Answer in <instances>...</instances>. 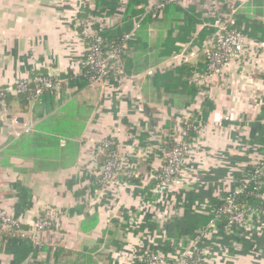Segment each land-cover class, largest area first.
<instances>
[{
  "label": "crops",
  "instance_id": "1",
  "mask_svg": "<svg viewBox=\"0 0 264 264\" xmlns=\"http://www.w3.org/2000/svg\"><path fill=\"white\" fill-rule=\"evenodd\" d=\"M114 1L113 10L103 4L105 33L113 34L106 39L134 35L113 61L104 85L93 90L89 81L81 80L86 45L74 24L78 0H0V87L39 70L53 69L64 78L59 93L37 101L22 103L13 97L0 103L1 205L29 229L48 207L62 212L55 215L52 228L39 234V242L33 241L37 255L30 253L18 264H134L139 246L169 238L179 221L230 191L235 179L262 155L264 76L251 73L261 59L258 63L236 57L222 86L221 82L194 83L191 76L183 85L184 75L174 72L197 63L196 37L214 27L215 14L223 15L230 3L244 9L246 0H182L170 10L169 0ZM253 9L257 17L250 15ZM185 12L195 20L186 39L181 29ZM240 13L249 20L242 23L248 30L249 48L260 52L263 41L249 34V25L258 21L260 31L264 28V0H249L248 9ZM190 42L195 47L191 57L178 59L182 46ZM171 46L177 50L170 54ZM196 71L194 75L208 81ZM187 111L193 117L199 112L203 116L194 142L207 157L198 155V161L187 165L170 185L153 189L149 180L143 185L141 180H123L125 186L137 185L127 186V191L98 187L95 172L101 166L98 150L104 137H113L118 147L148 148L159 143L163 147L173 139L180 120L183 125ZM156 125L162 128L159 142L152 130ZM16 182L29 189L30 205L19 203ZM120 189L121 194H116ZM112 194L117 198L112 196L114 201L108 204L105 197ZM169 202L177 204L175 211L167 210ZM194 235L169 250L164 264H178L175 259ZM217 239L210 247V264H264V224L237 242L225 236ZM14 259L0 234V264H14Z\"/></svg>",
  "mask_w": 264,
  "mask_h": 264
},
{
  "label": "built area",
  "instance_id": "2",
  "mask_svg": "<svg viewBox=\"0 0 264 264\" xmlns=\"http://www.w3.org/2000/svg\"><path fill=\"white\" fill-rule=\"evenodd\" d=\"M172 2H181L182 0H169ZM89 6L90 8L95 7V0H78V8L79 10L84 6ZM230 11L227 13L226 18L221 20L220 25H218V35L215 34L210 37V39L206 42V51L208 53V65L206 73L204 74L205 78H213L219 72V69L222 67L223 63L229 60L234 56V58L243 57L244 53H249V40L250 38L244 37L243 26L239 25L238 28H233L234 25L237 24L236 21V7L235 5H229ZM228 11V9H227ZM93 22V23H92ZM92 23V24H91ZM95 24L99 26L97 28L94 27ZM75 27H79L82 29L81 37L85 41L86 38H90V43L86 46L87 54L84 55L83 67H90L93 70V74L89 78V82H103L109 78L112 71V59L120 56L123 52L124 47L128 43V41L134 35V32L127 33L124 35L123 40L118 43L115 48L107 47L105 48L102 45V37L101 32L105 29L103 23H97V18L89 16L88 18H75ZM248 36V35H247ZM259 44V43H258ZM264 47V42L259 44ZM86 57V58H85ZM244 58V57H243ZM208 75V76H207ZM60 73L53 69L42 73H38L33 77H23L18 79L17 82L9 87L0 89V101L4 102V97L7 96V93H21L25 92L28 94V101H37L41 98L45 91H51L59 93L62 89L63 79H60ZM198 117V116H197ZM193 118V115L189 117L185 116L184 123L182 125V140L185 144L188 142L185 140V136L187 135V128L193 126L196 130L200 124V120H196V124H190V120ZM195 137L192 138V140ZM113 137H104L100 143L98 153L101 155H105L107 157L105 163L102 166L96 167V169L100 170V178L103 179L100 182L99 186H103L104 184V176L111 177L116 181H122L121 178L123 174H126V169L122 167L121 163H119V148L113 149L114 145ZM145 149H138V152H142ZM169 150V159L166 161V166L163 167L161 172L155 176L160 181V185H170L175 182V172H173L175 164L178 163V157L173 156L179 153L182 154V149L179 145L177 147H172ZM183 155V154H182ZM181 155V156H182ZM142 159H146L145 153L141 156ZM181 157H179V160ZM262 160V164L264 166V158L261 155L259 158ZM255 167V166H254ZM252 168L248 171H245L235 180L234 186L230 189V194L227 197L226 204L217 212L215 218H213L208 225L197 232L196 237H194L190 243V245L181 253L178 257V264H201L203 262H208L210 264L211 260V250L208 247H204L199 249V239L200 237L206 238V236L211 235L213 232L218 233L217 227V217L218 214L225 212L229 214V219L225 226L222 228V231L226 234H233L234 231L239 227H245L246 230L254 227L253 223L258 222V220L262 219L255 228L256 231L259 230L264 224V212L251 210L246 207H241L237 204L235 198L238 194L242 193L247 189V185L252 181H256L259 177L260 171L257 168ZM121 168L124 171H121ZM254 171V175H250L246 172ZM132 173L134 177L139 176L138 172L133 171ZM173 173V174H172ZM113 176H117L114 178ZM154 177V176H153ZM118 178H120L118 180ZM150 177L149 179H151ZM101 181V180H100ZM114 182V183H115ZM264 199V195L261 196ZM49 210L46 214L40 215L37 220H35L31 224L30 230H23L20 228L22 222L10 214L0 203V231L1 232H14L16 235L30 237L34 242H39L38 236L42 229H49L53 226L55 220V211L48 207ZM246 225H242V224ZM242 225V226H241ZM244 235H249L250 233L246 231L243 233ZM168 253V252H167ZM163 250H153L151 247H146L144 250H140L139 254L136 255V258L144 264H164L167 260V256ZM192 260V261H190Z\"/></svg>",
  "mask_w": 264,
  "mask_h": 264
},
{
  "label": "trees",
  "instance_id": "3",
  "mask_svg": "<svg viewBox=\"0 0 264 264\" xmlns=\"http://www.w3.org/2000/svg\"><path fill=\"white\" fill-rule=\"evenodd\" d=\"M134 2V0H133ZM106 3V5L111 6V10H113L115 7V1L114 0H95V7L94 8H90L89 6H84L82 7L79 12H78V18H88L89 16L92 17H102V15H104V13L107 14V9H105L106 7L103 6V4ZM167 6V10L172 9L173 7H175L176 9L177 4L175 2L169 1V3L166 5ZM199 14V13H197ZM186 17L184 18V27H181V29H184L182 31V33L184 34V38L186 39V36L188 34H190L193 30L192 25L194 23V18L192 17L193 14H190L189 12H185ZM200 15V14H199ZM236 21L237 24L234 25L233 28H238L239 25H242L243 22L249 23L248 18L239 13L236 15ZM75 24V21H74ZM213 24V22H212ZM99 25L95 24L94 27L97 28ZM262 26L258 23V21H254L253 23H251V25H249V28L251 29V31L249 32L250 35L253 36H257L260 41L264 42V28L261 29L260 28ZM76 30L78 31L79 34H81L82 29L79 27H75ZM217 31V29L215 27H210L209 30H202L200 33H198L197 37H196V44L198 45L199 49L197 51V55H198V59H197V63L196 64H189L187 63L183 68H181L180 70L177 69L174 72L177 73L179 72V75L181 77H184L186 79H184L183 85L188 84L187 78L189 76L193 75V71L197 70L196 72H199L200 74H205L206 70H207V65H208V53L206 51V43L205 41L207 40V36H213L215 34V32ZM259 33V34H258ZM124 33L116 38H113L112 41L111 39L108 41L106 39V37H112L113 34L109 33H105V29L101 32V37H102V45L106 48V46L112 45V48H115L118 43H120L123 38H124ZM181 38V39H184ZM184 39V40H185ZM90 43V38H86L85 39V45L87 46ZM177 50L175 47L171 46L170 48V54L174 51ZM123 53V52H122ZM121 53V54H122ZM87 54V51H85V56ZM120 54V55H121ZM86 58V57H85ZM42 72H47L44 70H39L36 71L34 73H32L29 77H33L35 75H37L38 73H42ZM83 72V77H82V83L86 84L89 81V78L91 77V75L93 74V70L90 67H84L82 69ZM174 72H170V75L173 76ZM84 86V85H82ZM9 86H1L0 89L6 88ZM49 93H54L51 91H45L43 93V95L41 97H43L45 94H49ZM13 97H18L20 98V101L22 103H25L26 101H28V94L25 92H21V93H17V94H13V93H7V96L4 97V102H6L9 99H12ZM1 103V101H0ZM197 120V115L195 117H193L190 121V124L193 123L196 124ZM187 135L185 136V140L189 143H192L193 140L192 138L195 136L196 134V130L193 128V126H190V128H187ZM170 132H172V130H170ZM139 145V144H138ZM176 145V143L174 142V140L168 139L165 144L163 145V147H165L167 150L171 149L172 147H174ZM145 146V145H143ZM113 149L117 148V144L116 141H114V145L112 147ZM262 156L264 158V147L262 149ZM99 165H103L107 159V157L105 155H100L99 156ZM142 163H140L138 165V169L140 168ZM257 168L260 173H259V177L256 179V181H252L251 183H249L247 185V189L245 191H243L242 193L238 194L235 198L237 204L241 207H246L248 209L251 210H257V211H261L264 212V199L261 197L262 195H264V166L262 164V160L259 159L258 162L255 164V167ZM121 171H124L123 168H121ZM126 174L122 175V179L125 181H138L142 180L144 178L145 175H143L144 173L140 172V177L139 178H135L134 175L132 173H134L133 171L128 172L126 171ZM148 172V171H146ZM145 172V173H146ZM248 174H252L254 175V171L251 170L250 172H246ZM158 174V173H157ZM238 177L235 179L237 180ZM147 185H149L150 188H157L160 185V181L155 178L152 177L149 182L147 183ZM13 187L16 189L17 192V197L19 198V203L22 206H27L31 204V193L29 191V189L27 187H25L21 182H16L13 184ZM230 192L226 191L223 194H221L218 198H214L209 200L208 203H206L204 205L203 208L191 213L189 216H187L186 218L182 219L181 221L178 222L177 227L174 229V231L172 232V235L167 238V239H163V238H158L156 240L155 244H150L148 245L149 247H151V249L153 250H163L165 253H167L169 250L173 249L175 246H178L180 244L185 243V238H187L189 235H194V237H196L197 232H199L201 229L205 228L208 223L216 217L217 212L222 209V207L226 204L227 202V197L229 196ZM229 219V214L222 212L220 213V215L218 214L216 223H217V227H218V231L221 235H224L226 238L230 239L233 238L234 235H229L226 234L225 232L222 231V228L225 226V224L227 223ZM53 227V226H52ZM51 227V228H52ZM21 229L23 230H30L28 226L25 225H21L20 226ZM0 234L3 236L5 242H6V250L7 252H9L10 254L14 255V264H18L20 262L23 261L24 258H26L30 253H32L34 256L37 255L39 249L36 246V244L33 242V240L30 237H25V236H20V235H16L14 232H1ZM208 242V240H206V238L204 237H200L199 239V249H202L204 247H206V243ZM146 245L144 246H139L138 252L137 254H139L140 250H144L146 247H148ZM25 255V257H24ZM192 261V260H190ZM89 264H92L89 261ZM134 264H144L142 262H140L138 260V258H135ZM201 264H209L208 262H203Z\"/></svg>",
  "mask_w": 264,
  "mask_h": 264
},
{
  "label": "rangeland",
  "instance_id": "4",
  "mask_svg": "<svg viewBox=\"0 0 264 264\" xmlns=\"http://www.w3.org/2000/svg\"><path fill=\"white\" fill-rule=\"evenodd\" d=\"M245 2H246L245 5L242 6V8H244V9H240L239 8V9L235 10L236 11V14L235 15L239 14L241 12V10H245V9L247 10L248 9L249 0H246ZM230 5H232V4L230 3ZM228 6L229 5L226 4V8H225V11L226 12L225 13L223 12V15L220 14V13H217V14H215V19L212 18L213 19V22H214V27L217 30H218V25H220V22H221L222 18L224 20L226 18L227 13L230 11V8ZM227 9H228V11H227ZM249 12H250V15L251 16H254V17H257L258 16V12H257L256 9L249 10ZM100 18H103V20H101V22H99V18H98L97 19V23H106V19H104L105 18L104 15L102 17H100ZM104 20H105V22H104ZM242 30H243V33H244L243 34L244 37L247 38L248 37L247 36V32H248L247 27L246 26H243ZM216 34L218 35V32L217 31H216ZM127 45L128 44H126V46L124 47L123 50H126ZM193 51H195V47L193 45V42H190L189 44L183 45L182 46V49L178 52V54H179V58L178 59H188V58H190ZM262 51L264 52V49L263 48L260 49V52L259 51H256L254 53L253 48H249V53H244L242 55L245 59L250 60V61L251 60H254V61H257L259 63L260 59L262 60V64L254 66L253 67V70L251 72L252 74H255L257 77L264 76V66H263V63H264V57L263 56L264 55L263 56L261 55V52ZM118 58H119V55H117V57L113 58L112 61H114V60H116ZM234 59L235 58L233 56L232 58H230L229 60H227L226 62H224L223 65H222V67L219 69V72L216 74V76L213 77V78L209 77L208 81H206L205 79H203L201 76H198V75L196 76L194 74L190 77V79L192 80V82H194V83L199 82V83H201L204 86H205V84H208L209 82H213V83L215 82V84L221 82L218 85H221V86L222 85H225V80H224L225 73H226L227 69H229L232 66V64L234 62ZM255 67H259V69H256ZM203 76H204V78L206 77L205 75H203ZM60 79H64V78L62 76H60ZM63 83H64V80H63ZM63 83H62V85H63ZM89 85H90V88L91 89L98 90V89H101V87L104 85V83L103 82H100V81H98V82L93 81L92 83L89 82ZM115 111H116V109H115ZM196 115L198 116L197 117L198 120H200V122L202 123L203 122V116L201 115V113L199 112ZM182 116L189 117L190 114L187 111V112H184V114ZM180 125H181V120H180ZM180 125H179V123L177 124V128L174 129V135H173V140L176 143V145L174 147H177V145H179L180 148L182 149L181 153L183 154V155L181 154L182 156L179 153H177V155H173V156H177L178 157V163L175 164L176 166L174 167V170H173V172H175V175H176L175 181L183 173V170L186 169V166L187 165L190 166V163H194L195 161H198L196 159L198 155L206 156L205 154L201 153L202 152V146H199L198 143H195L194 142L195 139H193V142L192 143H189L188 142V144H185L183 142L182 136H181L182 135V128H180L182 126H180ZM200 126H202V124H200ZM161 129L162 128L160 126L157 127V125L154 126V128L152 129L153 132L155 133V139H157V142H159L158 141V138H159V133L162 132ZM196 132H197V129H196ZM118 148H119V158H120L119 163H121L122 167H124L126 169V171H128V172H131V171L138 172L139 176H137V177L135 176V178H139L140 177V172L141 173H144V172L148 171V172H146L144 174L145 176L141 180L142 182H140L141 185H143L142 183H145L146 184V182H148V180H150L149 179L150 177H153V176L155 177L157 175V173L159 174L161 172V170L163 169V167L166 166L167 159H169V150H167L165 147H161L160 146V143L159 144H155L154 146H149L148 148H144V147L139 148L137 145H132V144L121 145V147H118ZM138 149H145V150L139 153L138 152ZM204 152L206 153L207 151L204 150ZM144 153L147 156L146 159H145V161L141 157ZM179 157H181L180 160H179ZM152 158H154V161H153L152 167H151V160H152ZM140 163H142V164H141L140 168L138 169V165ZM146 166H147V168H146ZM150 167H151V169H150ZM100 173L101 172H100L99 169H98L97 172H95V175H96L95 183L98 184V187H99L100 182H102V180H103L99 176ZM147 173H149V174H147ZM113 177L114 178H117V176L116 177L113 176ZM103 178H104L103 187H105L104 189L106 191H110L109 189L113 190L114 186H116L118 188V190H119L120 187H122V189H125L127 191V186L131 187L133 185L132 187H134V186L137 185V184H130V183L128 184L127 183L126 184L127 186H125V185H123V183H122L121 180L115 182V179H113L112 176L111 177L104 176ZM119 179L120 178H118V180ZM89 184H93V182H91L89 180ZM141 185H138V186L141 187ZM92 186L93 185H91L90 188ZM90 188H88L87 190H86V188L84 189V190H86V193L87 194H88V192L89 193H92V189H90ZM120 192H121V189L116 194H118V193L121 194ZM112 196L115 197V198H117V196H115L114 194H112L111 196H109L107 198L105 197V199L107 200V203L108 204H109V202H113L114 201L112 199ZM118 199H119V197H118ZM87 202L88 203L95 204L94 203V200H89ZM176 205L177 204L175 202H173V203H170L169 202L168 205L166 204V206H168L167 210H169V211L170 210L175 211ZM56 214L57 215H61L62 212L59 213V211H58ZM261 221H262V219L258 220V222H254L253 223L254 227H252L250 229H247V230H246L245 227H239V228H237L234 231L233 234H229V235H234V237L231 238V239H235L234 241L237 242L236 240L242 239V237L244 235L243 233H245L246 231H248L250 234H254L256 232L255 226L259 222H261ZM246 224L244 223L242 225L244 226ZM49 229H42V231H40V233L41 232L43 233L44 231H47ZM222 236H224V235H220V234H217V233H214V232L211 235L206 236V240H208V242L206 243V247L207 248L208 247L209 248L210 247L214 248V245L217 243V241H219V239H217V238L222 237ZM215 240H217V241H215ZM187 247L188 246H186V248ZM178 259L179 258H176L175 260H178Z\"/></svg>",
  "mask_w": 264,
  "mask_h": 264
}]
</instances>
